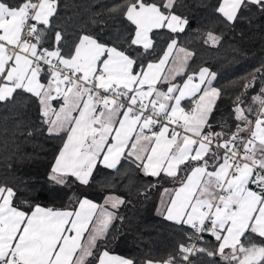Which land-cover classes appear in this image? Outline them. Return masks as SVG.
<instances>
[{"label":"snow or ice","instance_id":"snow-or-ice-1","mask_svg":"<svg viewBox=\"0 0 264 264\" xmlns=\"http://www.w3.org/2000/svg\"><path fill=\"white\" fill-rule=\"evenodd\" d=\"M202 7L194 16L183 0H127L120 29L90 32L61 19L60 0H0V107L26 99L27 136L58 141L45 183L0 178V264H135L106 247L129 203L94 199L108 170L106 187L132 172L148 188L174 185L162 215L181 235L160 264H264V66L221 110L217 73L190 72L181 44L195 35L219 46L217 27L264 17V0Z\"/></svg>","mask_w":264,"mask_h":264},{"label":"trees","instance_id":"trees-1","mask_svg":"<svg viewBox=\"0 0 264 264\" xmlns=\"http://www.w3.org/2000/svg\"><path fill=\"white\" fill-rule=\"evenodd\" d=\"M126 2L60 0V16L77 30L91 32L103 26L104 31H115L123 26V17L118 14L117 8ZM208 2L210 0H183L191 9L185 14L200 16L203 13L202 5ZM203 22L207 24V20ZM195 24L196 21L193 27ZM217 31H223L222 42L217 47L203 45L202 40L195 35L187 40L182 37L181 44L194 53L189 61L190 72L208 66L217 73L214 86L222 90L220 107L223 110L230 107L232 100L242 93L245 79L262 74L257 69L264 66V17L257 13L250 23L246 20L235 29L218 26ZM255 87L259 90V81ZM27 105L28 101L20 98V104L16 107H0V178L7 176L12 180L23 177L39 186L45 183L53 144L58 141L46 140L38 134L27 136L29 129L20 123L31 115ZM112 175L110 170L98 174L93 190L99 194L94 199L102 203L105 195L111 193L124 196L129 203L119 208L116 218L111 222L106 247L113 253L128 257L135 264H144L148 259L163 261L168 258L181 233L157 215L154 207L161 188L168 185L169 181H160L159 188H148V178L132 172L130 179L117 182L114 188L106 187L111 183ZM151 179L155 182V178ZM38 201L46 203V198L38 197ZM191 260L193 264H209L206 256H193Z\"/></svg>","mask_w":264,"mask_h":264},{"label":"crops","instance_id":"crops-1","mask_svg":"<svg viewBox=\"0 0 264 264\" xmlns=\"http://www.w3.org/2000/svg\"><path fill=\"white\" fill-rule=\"evenodd\" d=\"M199 69V68H198ZM197 69V70H198ZM196 70V71H197ZM173 184H172V182L171 181H169V184L168 185H165V186H163L162 188H161V190H160V192H159V194H158V197H157V200H156V203H155V207H154V212L157 214V215H159V216H162L163 217V215H162V213H163V210H164V207H165V204L167 203V199H168V195H167V193H165V191H164V189H169V190H171L172 188H173ZM107 195V194H106ZM105 195V196H106ZM104 199H105V197L103 198V200H102V203H99V204H101V205H103L104 204ZM111 210V209H110ZM113 255H119V254H117V253H113V252H111ZM119 256H121V257H124V258H128V257H125V256H122V255H119ZM129 259V258H128ZM164 260H166V259H164ZM148 261H153L154 262V264H160V262H162V261H160V260H146L145 261V263L144 264H148Z\"/></svg>","mask_w":264,"mask_h":264},{"label":"built area","instance_id":"built-area-1","mask_svg":"<svg viewBox=\"0 0 264 264\" xmlns=\"http://www.w3.org/2000/svg\"><path fill=\"white\" fill-rule=\"evenodd\" d=\"M167 259V258H166Z\"/></svg>","mask_w":264,"mask_h":264}]
</instances>
